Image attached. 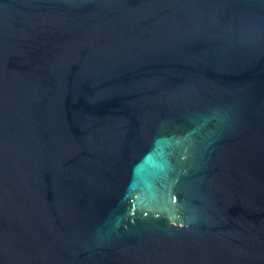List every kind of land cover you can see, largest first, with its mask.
<instances>
[{"label": "water", "instance_id": "water-1", "mask_svg": "<svg viewBox=\"0 0 264 264\" xmlns=\"http://www.w3.org/2000/svg\"><path fill=\"white\" fill-rule=\"evenodd\" d=\"M0 264H264V0H0Z\"/></svg>", "mask_w": 264, "mask_h": 264}]
</instances>
